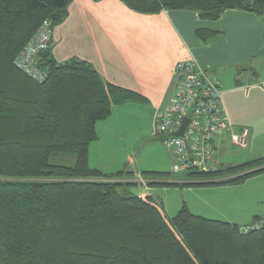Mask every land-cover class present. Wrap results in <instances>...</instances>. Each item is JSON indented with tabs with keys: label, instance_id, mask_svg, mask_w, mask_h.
<instances>
[{
	"label": "trees",
	"instance_id": "obj_1",
	"mask_svg": "<svg viewBox=\"0 0 264 264\" xmlns=\"http://www.w3.org/2000/svg\"><path fill=\"white\" fill-rule=\"evenodd\" d=\"M72 1L0 0V264H264V223L244 234L238 225L193 215L185 206L167 220L151 197L128 192L143 185L142 176L169 179L148 187L242 184L264 174V157L177 178L103 174L88 164L96 124L113 106L144 99L103 82L84 61L57 63L51 48L37 58L41 84L13 66L42 22L52 29L64 22ZM117 1L142 15L188 10L217 21L238 10L264 20V0ZM197 36L205 41L209 34ZM59 154L72 155L74 165L51 164Z\"/></svg>",
	"mask_w": 264,
	"mask_h": 264
},
{
	"label": "crops",
	"instance_id": "obj_2",
	"mask_svg": "<svg viewBox=\"0 0 264 264\" xmlns=\"http://www.w3.org/2000/svg\"><path fill=\"white\" fill-rule=\"evenodd\" d=\"M197 34L209 36L203 41ZM263 34L264 26L255 15L238 10L225 11L217 21H205L188 10L142 15L117 0H73L67 18L52 29L51 57L57 63L71 59L84 61L103 82L132 91L145 101L113 106L108 119L96 124L97 140L88 150L89 167L107 175L121 169V165L108 164V161L117 163L119 160L118 151L115 153L112 146L131 159L125 137L127 131L123 129V123L130 117L120 115L118 110H137L141 104L150 106L154 114L164 109L173 96L174 66L190 56L203 71L216 75L231 125L236 131H248L247 147L251 144V148L254 144L259 147L264 135V116L256 114L264 109V72H257L254 63L264 47ZM99 128L104 131L102 137L97 132ZM147 133L150 139L152 134ZM105 135L113 145L105 146ZM219 138L225 142L227 137ZM214 150L216 164L215 145ZM248 154L253 155L251 151ZM128 172L135 178L141 175ZM229 188L232 187L223 190ZM232 203L239 206L238 202ZM236 211L232 209V214ZM247 215L239 218L234 214L231 219L218 221L244 227L248 225Z\"/></svg>",
	"mask_w": 264,
	"mask_h": 264
},
{
	"label": "rangeland",
	"instance_id": "obj_3",
	"mask_svg": "<svg viewBox=\"0 0 264 264\" xmlns=\"http://www.w3.org/2000/svg\"><path fill=\"white\" fill-rule=\"evenodd\" d=\"M258 20L264 26V20ZM255 60V70L259 73L264 72V50L257 55ZM230 69H233L232 66ZM251 79L255 83L259 82L257 81V78ZM140 107L141 108H137V110H135V108H125L122 111L120 109L118 110L120 115H128L130 117L128 122L126 121L123 123V129L127 131L125 137L129 157H131V159L128 160L126 156H123V154L121 155V149L119 150V148L112 146V150L115 153L118 151L119 160L117 163L116 161H108V164L110 166H115L117 164L121 165V169L117 171L130 170L133 172H139L142 175L143 172L155 170L157 171L156 173L161 171L162 173L169 174L171 177H179V174H172L171 167L173 159L163 143L150 141L154 138L153 109L147 104H141ZM256 111L260 110H255L254 112ZM261 111L262 113L258 112L256 114L258 117L264 116V109ZM149 131L152 135L150 139H147V132ZM97 132L102 137L104 132L103 129L99 128ZM109 132L110 131H108V133ZM110 135L113 136L112 133H110ZM103 137L105 138V142H107L105 143V146L113 145V143H110V140H108L106 135ZM214 145L217 149V165L215 164L214 159L213 168H216L217 170L222 169L225 166H237L253 161V159L264 157V135L263 141H259V147L258 144H254L251 148V144L250 147L248 146L245 150L233 147L228 137L225 142H223L221 138L217 139ZM258 149L262 152L258 151ZM249 151H251L253 155H249ZM50 162L57 166L72 167L74 165V157L72 155L59 154L53 156ZM164 180L169 179L151 180L142 176L141 181L144 184L130 188L128 192L140 197L150 195L153 202L160 208L162 213L164 212L163 215L167 220L174 217L183 206H185L193 215L202 216L203 218L211 220L231 219L234 214L236 216L238 215L239 218L242 217V214H248L246 217V221L249 219L247 221L248 225L246 224L247 226L251 225L254 220L253 217H256L258 221L264 220V174L249 177L242 184H235L231 186L232 188L227 190L223 189L227 186L229 187V185L222 186L224 188L221 186H217V188L148 187L145 185L148 182ZM183 183H188V181ZM204 183H210V179L203 181L201 184ZM232 202H238L239 206H236ZM232 209L238 211L232 214Z\"/></svg>",
	"mask_w": 264,
	"mask_h": 264
},
{
	"label": "built area",
	"instance_id": "obj_4",
	"mask_svg": "<svg viewBox=\"0 0 264 264\" xmlns=\"http://www.w3.org/2000/svg\"><path fill=\"white\" fill-rule=\"evenodd\" d=\"M52 46V28L48 21L41 23L13 61V66L31 81L41 84L44 73L37 68V58ZM174 89L170 103L153 117L154 137L166 136L162 141L173 159L172 174L190 171H215L214 144L221 136H227L233 147L245 149L248 144L247 130H234L224 104L217 77L198 67L193 57L178 61L173 69ZM188 119L182 137L173 136ZM144 184L141 180H139ZM264 222L242 227L247 234L259 229Z\"/></svg>",
	"mask_w": 264,
	"mask_h": 264
},
{
	"label": "water",
	"instance_id": "obj_5",
	"mask_svg": "<svg viewBox=\"0 0 264 264\" xmlns=\"http://www.w3.org/2000/svg\"><path fill=\"white\" fill-rule=\"evenodd\" d=\"M188 122H189L188 119H184L183 122H182L181 127L179 128V130L176 133L173 134V136H175V137H182L183 132H184L185 128L188 125ZM166 138H167L166 136L154 137L150 141L151 142H162V141L166 140Z\"/></svg>",
	"mask_w": 264,
	"mask_h": 264
},
{
	"label": "bare ground",
	"instance_id": "obj_6",
	"mask_svg": "<svg viewBox=\"0 0 264 264\" xmlns=\"http://www.w3.org/2000/svg\"><path fill=\"white\" fill-rule=\"evenodd\" d=\"M171 177V176H170ZM232 185V184H231Z\"/></svg>",
	"mask_w": 264,
	"mask_h": 264
}]
</instances>
